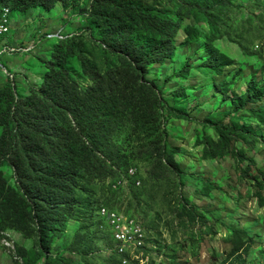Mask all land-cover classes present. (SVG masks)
I'll return each mask as SVG.
<instances>
[{
	"label": "rangeland",
	"instance_id": "obj_1",
	"mask_svg": "<svg viewBox=\"0 0 264 264\" xmlns=\"http://www.w3.org/2000/svg\"><path fill=\"white\" fill-rule=\"evenodd\" d=\"M29 2L33 5L26 12L23 7L9 8V31L0 38V88L11 87L17 96L40 88L47 70L44 63L58 42L47 40L46 35L60 29L83 43L87 58L96 61L101 75L115 74L121 86H133L136 68L114 60L89 32L81 30L87 0ZM156 3L159 7L172 6L173 0ZM187 24L195 25L200 36L183 46ZM174 37L177 52L151 64L146 80L161 99L162 109L155 119L158 137L168 151L174 152L178 169L167 168L155 176V160L148 152L151 134H138L129 114H121L120 124L107 143V153L101 156L112 172L94 178L88 188L93 203L101 202L106 193L112 195L110 185L126 178L116 158L121 151L142 185H132L126 195L114 194L107 203H101L143 224L154 244L164 249L166 264H264V99L239 112L240 123L249 130L245 140H232L222 156L204 157L205 136L217 140L212 127L204 123L206 117L227 116L230 100L242 96L253 77L257 90L264 94V0H233L212 28L185 17ZM215 59L222 63L219 70L209 66ZM187 64L183 74L181 69ZM72 75L83 90L94 84L79 61ZM167 103L184 119L168 116ZM250 110H257V114ZM198 140L200 145H196ZM235 148L255 164L249 169L247 164L241 167ZM4 171L14 184L12 170ZM55 208L64 225L54 243L53 256L65 254L74 264H104L102 256H107L105 251L111 247L105 237L100 240L95 236L91 256L68 253L78 233H97L93 217L84 215V206L60 203ZM185 211H192L195 218ZM234 231L246 233L249 256H232ZM39 246L37 227L31 226L25 234L19 232L11 214L0 207V264H45L40 260Z\"/></svg>",
	"mask_w": 264,
	"mask_h": 264
},
{
	"label": "trees",
	"instance_id": "obj_2",
	"mask_svg": "<svg viewBox=\"0 0 264 264\" xmlns=\"http://www.w3.org/2000/svg\"><path fill=\"white\" fill-rule=\"evenodd\" d=\"M87 1L89 4L82 9L85 24L81 30L89 32L106 54L112 53L114 60L136 68L133 86H121L115 74L101 75L96 61L87 58L83 43L72 36L53 46L44 63L47 70L40 88L31 89L27 96H17L8 86L0 88V207L11 214L19 232L25 234L31 226L37 227L40 260H45V264H74L65 258V254L53 256L54 243L64 225L55 208L60 203L70 207L81 204L86 211L84 215L93 217L97 225V233L90 230L91 234L88 230L78 233L68 253L86 258L95 251V236L109 241L107 234L100 230L102 223L98 221L96 211L100 205L108 208L101 202L107 203L112 195H126L128 191L114 190L110 185L113 194L106 193L101 202L93 203L88 188L94 178L112 172L101 156L107 153V143L114 128L120 124L121 114H129L138 134H151L153 139L148 152L155 160V176L159 177L167 168L178 169L174 152L168 151L161 136L158 137L155 119L162 109L161 99L156 95L154 85L146 80L149 67L177 52L174 35L185 17L198 24L207 23L212 28L233 0H173L172 6L161 7L156 0ZM31 5L33 2L29 0H0V19L4 9L14 11L23 7L26 12ZM185 33L183 46L200 36L193 24L186 25ZM77 61L81 62L83 73L94 82L86 90L72 75ZM188 65L181 69L183 74ZM209 66L219 70L222 63L215 59ZM263 99L264 94L257 90L253 77L245 93L230 100L227 116L206 117L205 125H210L217 137L215 141L205 136L206 159L222 156L232 140L246 139L249 130L240 123L239 112ZM166 110L168 116L184 119L182 113L169 103ZM250 111L257 114V110ZM196 145H200L199 140ZM235 150L241 167L247 164L249 169L255 164L254 159L237 148ZM120 154L121 151L116 158L122 163L120 168L129 179L130 189L139 181L136 175L129 178L131 168ZM4 168L12 170L14 184L10 183ZM185 213L195 218L192 211ZM247 238L245 232L234 231L233 257L249 256L251 246L246 242ZM163 250L159 247L161 254H164ZM102 260L104 264H121L115 256L103 255Z\"/></svg>",
	"mask_w": 264,
	"mask_h": 264
},
{
	"label": "built area",
	"instance_id": "obj_3",
	"mask_svg": "<svg viewBox=\"0 0 264 264\" xmlns=\"http://www.w3.org/2000/svg\"><path fill=\"white\" fill-rule=\"evenodd\" d=\"M8 13L9 10L4 9L0 19V37L9 31ZM72 36L64 34L63 29H60L52 34H47L46 39L60 41ZM9 50L14 52L15 48ZM135 172L134 169H130L129 178L134 177ZM136 186L140 187L141 182H137ZM128 187V178L115 182L112 186L114 190L122 189L125 192L128 191ZM96 217L102 223L100 229L107 234L112 243V246L105 251L108 256H115L121 264H166L163 254L159 252V246L154 244L143 224L103 205L98 207Z\"/></svg>",
	"mask_w": 264,
	"mask_h": 264
}]
</instances>
